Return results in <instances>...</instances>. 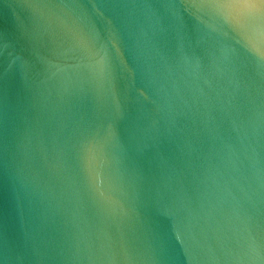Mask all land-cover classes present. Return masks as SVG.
Segmentation results:
<instances>
[{
    "label": "water",
    "instance_id": "95a60500",
    "mask_svg": "<svg viewBox=\"0 0 264 264\" xmlns=\"http://www.w3.org/2000/svg\"><path fill=\"white\" fill-rule=\"evenodd\" d=\"M0 264H264V0H0Z\"/></svg>",
    "mask_w": 264,
    "mask_h": 264
}]
</instances>
